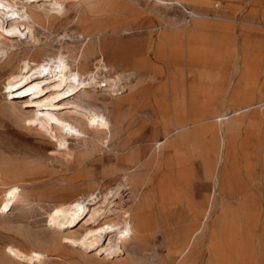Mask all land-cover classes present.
<instances>
[{
	"label": "rangeland",
	"instance_id": "rangeland-1",
	"mask_svg": "<svg viewBox=\"0 0 264 264\" xmlns=\"http://www.w3.org/2000/svg\"><path fill=\"white\" fill-rule=\"evenodd\" d=\"M22 1L43 24L32 22L37 42L26 33L0 43L8 51L0 60V264H28L9 254L12 246L44 253L36 264H264V0H69L67 11L48 15L37 8L44 0ZM92 26L111 30L103 35L127 50L142 48L129 78L81 92L112 121L109 144L85 141L50 115L80 118L75 107L36 106L40 94L13 96L12 104L8 93L24 59L59 48L79 59L92 43V70L100 56ZM36 112L69 151L31 121ZM143 148L126 182L121 158ZM119 183L126 186L104 205L130 210L134 232L124 251L112 254L108 240L70 242L90 226L83 221L61 231L47 225L65 199L94 192L102 203Z\"/></svg>",
	"mask_w": 264,
	"mask_h": 264
},
{
	"label": "bare ground",
	"instance_id": "bare-ground-1",
	"mask_svg": "<svg viewBox=\"0 0 264 264\" xmlns=\"http://www.w3.org/2000/svg\"><path fill=\"white\" fill-rule=\"evenodd\" d=\"M77 1L78 0H74L75 3ZM47 3L49 6H46ZM37 8L42 9L46 15L53 11L56 14L63 13L65 10L67 11L69 9V0H44ZM32 22H37L39 25L43 24L37 14L28 11L24 1L0 0V31L1 29L4 30L7 36L3 37L0 32V43L19 38L26 33L31 41L37 42ZM89 30H91L88 34L89 36L94 34L100 35V56H95V65L92 70L87 69L89 66L88 58L95 55L92 43L83 51L81 50L82 53L79 59L74 56V51H65L59 48L57 53H49L38 60L31 58L24 59L18 70L11 73L8 77V93L12 104L15 103V101H12L13 99L11 100L13 96L21 98L28 94H40L43 98L41 97L42 99L36 102V106H46L51 109L59 106H62L61 108L75 107L76 109L70 112L77 113L80 115V118H74L66 114L62 115L59 114V112L56 114L54 113L55 115L51 112L50 115L54 117L58 125H63L70 131L83 135L85 141L88 137H91L93 144L97 141L109 144L113 139L112 121L106 112L83 99L81 92L89 94V89L97 86L99 87L101 83H103L102 86L113 88L120 83L121 80L129 78L130 75L126 73L127 66L129 67L133 64L139 67L141 65V61L138 57L142 54V48L134 47L127 50L114 39L103 35L104 32L111 31L107 28H95L92 26ZM112 33H118V31L112 30ZM63 35L68 36L69 33L65 32ZM7 57L8 51L0 47V60L3 58L7 59ZM82 59L85 61H82ZM131 60H133L132 64L129 63ZM120 65H122L121 67L123 69L122 74H119ZM103 73H113L116 75L118 73L119 75L116 78L115 76L114 78L104 77V79L101 80L100 76ZM70 95L73 97L72 100L61 103L62 100ZM47 116L49 115L47 114ZM31 119L33 123L39 122L48 133L56 138L59 144L58 147L60 146L59 148H63L66 151L70 150L67 138L60 133L54 132L50 127L51 120L48 123L45 117L41 116L40 112H36L35 115L31 116ZM94 138L97 139V141H95ZM146 151L145 148H143L141 152L135 153V151H132L121 158L122 163L120 165V171L124 174L123 177L126 182L130 180L129 176L126 175L127 172L131 169L136 170L138 161L143 158ZM135 175H137V173ZM140 185H142L141 182H135V186ZM123 186L126 185L119 183L115 190L112 188L108 190L103 196L104 201L102 203L97 201L99 195H95L94 192L83 193L72 199H65L63 203L53 207L47 213V225L51 228H58L56 231H61L62 229L72 227L80 221H83V224L90 226H87L78 238L69 237L70 242L73 241L79 244L84 243L88 247L90 244L96 246L102 240H108L107 244L110 245V250H112V252H110L112 254L113 252L119 253L124 251L126 243L132 238L134 232L131 221L132 215L130 210H124L122 214H119L117 209H113L112 207L108 208V204L112 203V201H109V196L113 197L116 195ZM4 192L7 205L13 206L17 199V189L15 187H10ZM107 201L108 204L104 205ZM167 208V199L164 197L160 204V209L165 212ZM185 209L188 212L192 211L190 207L184 208V210ZM190 228H188L187 234L189 235L190 233V237L192 238L196 230L191 232ZM106 250H108V248ZM8 252L14 258H18L28 264L43 262L42 260L45 259V254L42 252H27L17 246L9 247Z\"/></svg>",
	"mask_w": 264,
	"mask_h": 264
},
{
	"label": "built area",
	"instance_id": "built-area-1",
	"mask_svg": "<svg viewBox=\"0 0 264 264\" xmlns=\"http://www.w3.org/2000/svg\"><path fill=\"white\" fill-rule=\"evenodd\" d=\"M216 6H218V4H216Z\"/></svg>",
	"mask_w": 264,
	"mask_h": 264
}]
</instances>
